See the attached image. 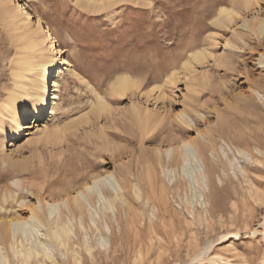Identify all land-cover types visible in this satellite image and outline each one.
I'll return each instance as SVG.
<instances>
[{
	"label": "rangeland",
	"instance_id": "obj_1",
	"mask_svg": "<svg viewBox=\"0 0 264 264\" xmlns=\"http://www.w3.org/2000/svg\"><path fill=\"white\" fill-rule=\"evenodd\" d=\"M1 2L12 7L16 0H0V108L14 88L16 57L29 55L38 64L44 55L40 44L21 36L22 28L10 26ZM83 2L25 1L57 43L56 70L70 61L74 72L61 80L58 112L45 119L51 129L62 128L54 137L44 140L37 129L27 135L36 111L33 97L19 133L9 119L0 126V221L10 214L29 216L34 207L51 203L64 193L57 179L73 166L78 168L67 175H77L69 177L74 187L96 173L113 172L116 182L109 189L121 185L126 202L106 208L83 197L87 222L82 226L77 216L67 247L42 235L47 226L37 232L31 225L12 224V241L29 245L43 238L49 246L29 262L7 247L9 260L0 264H43L44 254L61 264H264V195L252 193L259 186L264 194V175L251 170L253 178L245 180L234 172L254 162L236 147L249 143L260 155L256 146L264 142L249 132L259 130L264 119V64L259 63L264 46L249 39L252 24L240 27L244 18L264 16V0H254L250 9L235 6L236 20L221 25L216 12L232 7V0H126L101 11ZM198 50L207 56L188 71L184 62ZM173 72L177 81L165 83ZM23 73L34 90L29 80L36 79L38 67ZM122 75L137 85L114 92L112 84ZM97 95L107 106L99 112ZM182 110L185 121L177 117ZM188 137L213 142L207 156L215 167L211 178L221 189L205 177L199 185L191 167L182 175L181 166L171 162ZM170 147L173 152L165 151ZM163 169L175 172L164 175ZM135 183L143 187L140 196L132 189Z\"/></svg>",
	"mask_w": 264,
	"mask_h": 264
},
{
	"label": "bare ground",
	"instance_id": "obj_2",
	"mask_svg": "<svg viewBox=\"0 0 264 264\" xmlns=\"http://www.w3.org/2000/svg\"><path fill=\"white\" fill-rule=\"evenodd\" d=\"M25 1L26 0H16L12 7H8L4 2H1V6L4 12L6 11L9 13L10 26L14 27L15 29L22 28L23 31L21 36L27 38L28 41L32 42L34 45L40 44V46H42L44 49V55H40L41 59H39L40 63L38 60V64H34L33 58L29 57V55L24 57L17 56L14 60V67L17 70V72H15L13 81L14 88L10 90L7 100L0 108V126L2 127L4 121L9 119L11 125L10 128L14 130L16 134L19 133L23 127L21 121L23 122L26 120L32 111L29 99L33 97L35 99L34 107L36 108V111L33 119L26 127L28 130L27 135L34 134L33 130L37 129L40 134H42V139L45 140V138H50L52 135L54 137V134L57 131H60L61 127L59 128V126L53 130V128L51 129L45 125V119L50 114L55 115L58 112L61 99V80H63V77L66 73H73L74 69L71 62L67 61L65 68L56 70L55 67L57 59L55 56L58 52L57 43H55L50 29L45 27L42 20L35 18L28 10V8L25 6ZM121 1L126 0H84L83 3L86 8L92 11H101ZM21 2L24 3L21 4ZM238 3L239 4L236 6L237 3L232 0V7L225 5L218 9V12H216L217 15H215V22L218 25L229 22L232 23L234 20H236L238 15V9L237 11L235 10L238 6L242 5L244 8L250 9V7L255 4L254 0H238ZM248 24H252L251 32H253L249 34V39L251 40L257 38L259 45L264 46V42L261 40V37H264V16L258 14L257 16L253 17L252 20L244 18V22L240 27H246ZM254 35L255 37H253ZM206 56L207 54L205 50L192 52L188 59L184 62V68H186L188 71L191 70L193 68V63L202 61L206 58ZM260 56L259 63L264 64V61L262 60V57H264V52H261ZM35 66L38 67L39 73L35 80H29L32 89L34 88V90L31 91V87H28V85L24 83V80H26L27 77L23 71H32ZM261 71H264V68L261 69ZM177 75V72L169 74L165 80V83L176 82ZM49 81L52 83V85H50L52 88L50 93L47 92L46 87L48 84L47 82ZM136 85L137 83L134 78L129 75H122L117 77L115 82H113L112 88L114 92L116 91L118 93H123L129 88V90H131L132 87ZM262 99H264V95ZM106 107V103L102 96L100 97L97 95V104L94 109L99 112L105 110ZM177 117L180 118V120L185 121L186 118H188V114L185 110H182ZM259 123L261 124L259 130H256L258 129L256 128L250 130L249 132L256 134V136L264 137V119L262 117L259 119ZM16 144V141L12 142V145L16 146ZM212 146L213 142L211 139L200 142L197 137H188L181 140L176 151H174L173 147H170L165 151L175 152V156L171 158V162L176 166H181L183 170L182 175H185L184 173L187 171L188 167H191L193 174L196 175V182L199 185H202V180L205 177L207 178L209 185H212V187L218 190L219 188L221 189V187H219L211 178L215 167L210 164V160L207 156L208 151ZM246 146L247 147L245 148L236 147V150L238 153H244L246 151L254 160V162L253 164H247L246 167H241L239 171H236V168H234V172L236 173L235 175H245V180H251L253 178L250 173L251 170H255L256 173L259 172L264 175V142L263 144L256 146L260 152V155L252 152L249 149V143H246ZM221 148L223 150V157L228 159L229 163L232 165L233 159L228 155V152L225 151L223 146ZM168 162L170 163V160ZM77 168V166L70 167L66 169L67 171L65 175H61V177L59 176V180L57 179V182L59 183L60 188H63L64 193L57 194L51 203L47 202L46 205L42 204L43 206L34 207L29 216L10 214L8 215L6 221H0V260L2 262L6 263L9 260L6 251L7 247L13 251L17 257L22 258L25 262H29L30 259L41 254L49 246V242L43 238H38L35 244L29 245H25L22 241H18V239H13L14 241H12V239H10L12 224L17 225L18 228L25 225H31L37 230V232L40 231V228L43 225L47 226L46 232L42 235H45L46 238L48 237L56 240L60 239V244L66 245L67 247L66 240H69L70 238V234L73 229V222L74 220H77V216H80V223L82 226L86 225L87 222V218L85 217L86 215L84 214L86 206L83 201V197H87L89 201L93 202L94 204L102 203V205H104L106 208H113L117 203L126 202L121 185H119V189L114 191L109 189L110 185L115 184L116 178L114 177L115 174L108 170H105L101 173H96L93 177L87 179L82 185L74 187L73 180H70L69 177L75 179L77 175H67V173H73V171H76ZM173 170L175 172V169H163V174L170 175V173H173ZM185 179V176H183V180ZM231 181L233 183L235 182L233 178H231ZM149 185L151 187L155 185L153 179H150ZM69 187H74L71 195L69 193ZM175 187L177 190H180V183L177 182ZM257 187L252 189V193H254L257 198L262 199L264 194L260 192ZM234 188L237 194L236 187L234 186ZM132 189L137 196H140L141 192H143V187L138 183L132 185ZM5 194L7 193L5 192ZM107 195L109 196L108 198ZM62 205H66L68 211H65ZM57 215L58 217H56ZM94 222L96 226H99L95 219ZM89 247L90 246H88V249H90ZM47 261H50V264H61V262H56V260L50 254H44L43 264H47Z\"/></svg>",
	"mask_w": 264,
	"mask_h": 264
}]
</instances>
